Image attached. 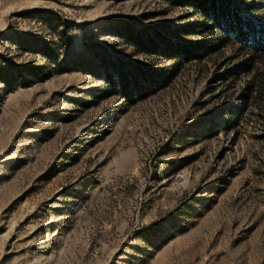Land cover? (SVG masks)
Masks as SVG:
<instances>
[{"label": "rangeland", "instance_id": "374dc122", "mask_svg": "<svg viewBox=\"0 0 264 264\" xmlns=\"http://www.w3.org/2000/svg\"><path fill=\"white\" fill-rule=\"evenodd\" d=\"M203 24L172 0H0V264H264V96L235 44L170 55Z\"/></svg>", "mask_w": 264, "mask_h": 264}, {"label": "trees", "instance_id": "16d2710c", "mask_svg": "<svg viewBox=\"0 0 264 264\" xmlns=\"http://www.w3.org/2000/svg\"><path fill=\"white\" fill-rule=\"evenodd\" d=\"M172 1L192 8L205 21V30L213 33L212 39L186 44L169 45L171 43L161 38L163 43H168L170 55L182 62L202 60L223 47L235 44L252 69L249 84L251 92L255 93L254 99L264 96V0L248 4L245 14L227 0ZM141 93L142 90H138V94Z\"/></svg>", "mask_w": 264, "mask_h": 264}]
</instances>
